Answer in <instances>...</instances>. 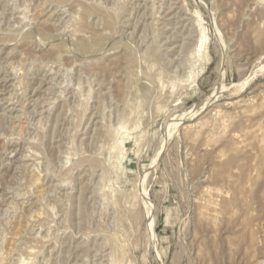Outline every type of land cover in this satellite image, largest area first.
<instances>
[{"label":"rangeland","instance_id":"rangeland-1","mask_svg":"<svg viewBox=\"0 0 264 264\" xmlns=\"http://www.w3.org/2000/svg\"><path fill=\"white\" fill-rule=\"evenodd\" d=\"M20 260L264 264L263 0H0Z\"/></svg>","mask_w":264,"mask_h":264},{"label":"bare ground","instance_id":"bare-ground-1","mask_svg":"<svg viewBox=\"0 0 264 264\" xmlns=\"http://www.w3.org/2000/svg\"><path fill=\"white\" fill-rule=\"evenodd\" d=\"M260 1H261V0H260ZM263 1H264V0H263ZM65 9H66V8H65ZM67 10H68V9H67ZM68 12H69V11H68ZM70 13H71V12H70ZM65 14H66V13H65ZM47 16H48V15H47ZM62 16H63V15H62ZM72 17H73V16H72ZM71 19H73V18H71ZM63 20H64V19H63ZM67 29H68V28H67ZM74 32H75V31H74ZM74 32H73V33H74ZM14 99H15V98H14ZM15 104H16V103H15ZM203 108H204V107H203ZM203 108H202V109H203ZM35 112H36V111H35ZM6 138H7V137H6ZM30 138H31V137H30ZM9 139H10V138H9ZM31 139H32V138H31ZM32 140H34V138H33ZM14 141H15V140H14ZM11 151H12V150H11ZM33 153H34V152H33ZM35 153H36V152H35ZM37 155H38V154H37ZM32 164H33V163H32ZM39 164H40V163H39ZM34 168H35V167H34ZM11 191H12V190H11ZM22 259H23V258H22ZM20 261H21V263H22V260H20ZM26 261H27V260H26ZM26 261H25L24 264H28V263H27L28 261H27V262H26ZM29 262H30V261H29ZM12 263H13V262H12ZM22 264H23V263H22Z\"/></svg>","mask_w":264,"mask_h":264}]
</instances>
